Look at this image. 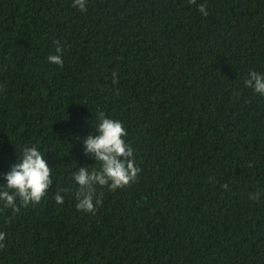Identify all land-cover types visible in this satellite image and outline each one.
I'll return each mask as SVG.
<instances>
[{
	"label": "trees",
	"instance_id": "obj_1",
	"mask_svg": "<svg viewBox=\"0 0 264 264\" xmlns=\"http://www.w3.org/2000/svg\"><path fill=\"white\" fill-rule=\"evenodd\" d=\"M57 47L61 66L46 59ZM250 70L264 73V0H0V183L24 146L53 174L40 203L0 206V264H264ZM99 112L140 171L98 187L87 213L71 173L98 167L78 138Z\"/></svg>",
	"mask_w": 264,
	"mask_h": 264
},
{
	"label": "clouds",
	"instance_id": "obj_2",
	"mask_svg": "<svg viewBox=\"0 0 264 264\" xmlns=\"http://www.w3.org/2000/svg\"><path fill=\"white\" fill-rule=\"evenodd\" d=\"M73 7L84 11L86 0H72ZM198 11L206 16L207 10L203 4L198 5ZM50 64L62 65L61 49L56 48V54L47 56ZM244 86L260 96H264V73L254 70L248 72ZM94 134L79 137L83 152L95 161L98 167H79L71 173L72 182L77 186L74 193L75 207L79 211L93 213L100 204L98 187L116 190L129 185L136 179L140 171L135 166L133 149L126 141L127 132L119 120L107 118L103 112L97 115ZM44 155L36 146H24L19 159L10 166L0 183V206L10 208L12 213H18L20 208L35 205L45 198L53 183L52 169L47 165ZM250 194V198L255 199ZM54 201L63 204L64 197L55 192ZM4 234L0 233V240Z\"/></svg>",
	"mask_w": 264,
	"mask_h": 264
}]
</instances>
